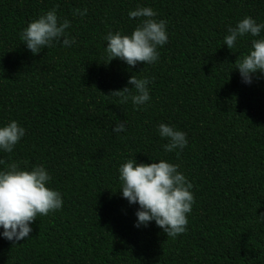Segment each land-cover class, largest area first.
<instances>
[{"label":"trees","instance_id":"trees-1","mask_svg":"<svg viewBox=\"0 0 264 264\" xmlns=\"http://www.w3.org/2000/svg\"><path fill=\"white\" fill-rule=\"evenodd\" d=\"M138 6L166 21L168 43L154 64L109 62L104 35L130 34ZM53 8L77 42L33 55L19 33ZM245 16L264 23V0H0V125L26 129L0 168L43 165L64 201L24 241L0 238V264H264V76L248 85L234 69L252 37L223 44ZM132 75L151 81L139 109L111 94ZM160 123L184 131L187 146L164 152ZM129 158L180 166L194 196L184 233L133 226L138 205L119 192Z\"/></svg>","mask_w":264,"mask_h":264},{"label":"clouds","instance_id":"clouds-1","mask_svg":"<svg viewBox=\"0 0 264 264\" xmlns=\"http://www.w3.org/2000/svg\"><path fill=\"white\" fill-rule=\"evenodd\" d=\"M87 8H77L73 16L83 18ZM157 13L151 7L138 6L128 12L129 20L139 19L130 34L109 30L104 35L105 53L110 61L118 59L130 67L138 63L154 64L159 60L158 48L168 43L166 21L156 19ZM71 21L58 16L56 8L50 9L31 20L19 33V39L33 55L57 44L70 48L76 44V37L67 31ZM264 23H258L251 16H245L234 26L227 28L223 44L232 50L244 37H252L248 53L237 59L235 70L241 81L250 85L254 78L264 76ZM150 79L129 77L122 90L111 94L119 97L121 104L129 101L139 109L146 105L150 97ZM126 121L116 123L112 131L119 135L126 130ZM157 132L167 143L164 152L183 150L187 144V134L166 123L157 126ZM26 135V129L16 120L0 125V153L13 152L16 145ZM137 162L129 158L118 169L122 198L129 205H138L134 227H148L151 222L167 237H176L187 230L188 214L192 211L194 196L192 183L178 164L160 159L158 162ZM5 161L0 159V165ZM51 174L43 165L31 169L22 168L18 162L8 163L0 168V238L15 244L30 237L31 224L37 216H47L60 210L63 198L60 191L51 188ZM264 220V214L261 215Z\"/></svg>","mask_w":264,"mask_h":264}]
</instances>
